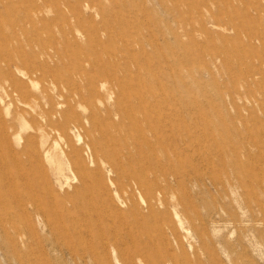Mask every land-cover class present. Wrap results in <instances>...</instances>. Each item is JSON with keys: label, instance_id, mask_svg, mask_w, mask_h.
<instances>
[{"label": "rangeland", "instance_id": "obj_1", "mask_svg": "<svg viewBox=\"0 0 264 264\" xmlns=\"http://www.w3.org/2000/svg\"><path fill=\"white\" fill-rule=\"evenodd\" d=\"M20 93L83 95L82 134L43 137L69 152L66 196L34 184L42 138ZM0 100V264H264V0H0ZM137 182L166 204L148 213Z\"/></svg>", "mask_w": 264, "mask_h": 264}, {"label": "bare ground", "instance_id": "obj_2", "mask_svg": "<svg viewBox=\"0 0 264 264\" xmlns=\"http://www.w3.org/2000/svg\"><path fill=\"white\" fill-rule=\"evenodd\" d=\"M50 55V54H49ZM47 58V57H46ZM29 79H30V77H29ZM72 79V78H71ZM71 81H73V80H71ZM56 83H60V82H58L57 81V79H56V81H55ZM55 82H54V84H55ZM74 82V81H73ZM102 82H106V81H102ZM75 84V83H74ZM106 85V83H103L102 84V86L103 85ZM3 86H5V85H3ZM13 86V85H12ZM14 87V86H13ZM56 87V86H55ZM59 87V86H58ZM70 88H71V86H69ZM105 87V86H104ZM42 88V87H41ZM60 88V87H59ZM58 88V89H59ZM77 88V87H76ZM5 89H6V87H5ZM18 89V88H17ZM68 89V88H67ZM14 90V89H13ZM19 90V89H18ZM61 90V89H60ZM74 90V89H73ZM72 90V91H73ZM43 91V90H42ZM79 91V90H78ZM12 92V91H11ZM14 92H16V91H14ZM13 92V93H14ZM48 92V91H47ZM51 92V91H50ZM58 92V91H57ZM131 92V91H130ZM43 93V92H42ZM46 93V92H45ZM62 93V92H61ZM80 93V92H79ZM135 94H136V92H134ZM8 94V93H7ZM12 94V93H11ZM60 94V93H59ZM72 94V93H71ZM9 95V94H8ZM18 95H20V98L19 99H21L20 101L22 102V103H24V104H27L28 106L30 105V107H29V112H33L34 114H35V116H34V123H35V125L34 126H30L29 124H28V122L25 120V118H24V111H22L21 112V117H22V125H21V128L22 129H24L25 128V126H27L28 127V125H29V127H31V129H34V131H35V137L36 136H38V138H40L42 141H39V142H41V145H42V147H41V150H40V153H38V154H36L37 156V158H35L34 157V159H35V162L33 163V161H32V158L33 157H31V158H29V156L27 157V160L29 161V163L28 164H30V166H33V164L36 166V169H37V171L33 174V179H34V184H36L37 186H43V184H45L46 186H49L50 187V189L52 190V191H55L54 193H55V195L57 196V197H61V196H66V195H68V191H67V189H65L64 188V183H63V179H64V174H65V170H66V165H67V163L61 158V157H59V155H68V150L67 149H65L64 148V146H61L60 148H58V152L57 153H54L56 150H55V148H56V146L54 147V152H51V146H48L47 145V141H45V140H43V137H45L46 135H49V133H51V134H53V133H65V132H67L68 133V131H70V133H71V130H72V128H74V129H76V130H78V132H79V134L81 135L82 133H81V129L82 128H84L85 126H84V122H83V120L80 118V117H72L71 115H70V113L73 111V108H74V105L72 104V102H71V99L73 98L74 100H75V98L74 97H72L71 99H68V98H65L64 97V101H59V102H53L52 101V99H47L46 100V103L48 104V107L47 108H45V106L42 104V103H40V102H37V100L34 102V104L33 105H31V102H30V100L28 99V97L27 96H25L23 93H20V94H18ZM35 95V97H36V94H34ZM61 95V94H60ZM63 95V94H62ZM61 95V96H62ZM10 96V95H9ZM50 96V95H49ZM67 96H69V95H67ZM111 96V95H110ZM12 97V96H11ZM75 97H76V95H75ZM112 97V96H111ZM38 98H39V96H38ZM77 100H75V102H76V104H80V105H82L83 106V104H82V102H83V95H77ZM123 98V97H122ZM36 99V98H35ZM141 99V98H140ZM13 100V99H12ZM102 100V99H101ZM0 101H3V100H0ZM39 101V100H38ZM4 102V101H3ZM2 103V102H1ZM65 103H67V108H63V104H65ZM105 103V102H104ZM4 104V103H3ZM2 104V105H3ZM106 104V103H105ZM107 106V105H106ZM7 108H9V107H7ZM6 108V109H7ZM105 109H108V107H104ZM129 108V107H128ZM5 109V110H6ZM8 110V109H7ZM7 110L5 111V112H7ZM4 112V113H5ZM14 112H18V111H14ZM2 113V112H1ZM10 114V113H9ZM74 114V113H73ZM8 115V114H7ZM5 116H6V113H5ZM9 116V115H8ZM20 117V116H19ZM33 118V117H32ZM0 120H2V119H0ZM85 120H87L88 121V123H90L89 125H91L93 122H92V116H86V118H85ZM3 123H4V121H3ZM12 124V123H11ZM13 125V124H12ZM32 125V124H31ZM71 125H73V127L71 128ZM1 126H2V123H1ZM7 126V125H6ZM15 126V125H14ZM92 126V125H91ZM15 128H16V126H15ZM14 128V129H15ZM1 130V129H0ZM3 130H5V133H2V131L0 132V145H2L3 146V144H6V142H8V138H9V132L8 133H6L7 132V127H5ZM11 130V129H10ZM14 132V131H13ZM140 134V136H142V133L141 132H139ZM69 134V133H68ZM31 136H32V133L30 134ZM62 135V134H61ZM67 135V134H66ZM18 136V135H17ZM19 136H20V134H19ZM52 136V135H51ZM55 136V135H54ZM68 136V135H67ZM72 136H74V135H72ZM72 136L70 137V138H72ZM53 137V136H52ZM51 137V138H52ZM59 137V136H58ZM65 137V136H64ZM26 138V137H25ZM28 138V137H27ZM80 138V137H79ZM19 139V138H18ZM22 139V138H21ZM31 139H33V138H31ZM50 139V138H49ZM73 139V138H72ZM75 139V138H74ZM83 139V138H82ZM15 140V139H14ZM29 140V139H28ZM53 140H54V137H53ZM67 140H68V138H67ZM66 140V141H67ZM33 141H35V140H33ZM37 141V140H36ZM71 141V140H70ZM75 141V140H74ZM11 142V141H10ZM14 142H17V141H14ZM21 142V141H20ZM20 142H18V143H20ZM38 142V143H39ZM60 142H61V140H60ZM72 142V141H71ZM80 142V141H79ZM26 143V142H25ZM34 143V142H33ZM32 143V144H33ZM36 143V142H35ZM84 143H87V142H85L84 141ZM92 143V142H91ZM16 144V143H15ZM40 144V143H39ZM12 145V144H11ZM19 145H21V144H19ZM22 145L24 146V144L22 143ZM35 145V144H34ZM37 145V144H36ZM51 145V144H50ZM70 145V144H69ZM77 145H78V143H77ZM80 145H82V144H80ZM80 145H78V146H80ZM90 145V144H89ZM7 146H8V143H7ZM58 146V145H57ZM78 146H77V148H78ZM83 146V145H82ZM92 146H93V149L91 150L92 151V157H93V162L96 164V166H97V164L99 163V162H103V160L104 161H106V163L109 165V169H110V171L111 172H114V166L111 164V162H110V159L108 158V156L107 155H105V154H103V155H101V156H99L98 154H97V148L95 147V145H93L92 144ZM11 147V146H10ZM31 147H33V146H31ZM31 147H30V149H31ZM59 147V146H58ZM70 147V146H69ZM89 147V146H88ZM91 147V146H90ZM2 148V147H1ZM0 148V150H2ZM9 148V147H8ZM37 148H38V146H37ZM76 148V149H77ZM81 148V147H80ZM84 148H85V145H84ZM87 148V147H86ZM10 149V148H9ZM35 149H36V147H35ZM28 150H29V148H28ZM71 150V149H70ZM74 150V149H73ZM72 150V151H73ZM13 150H9V153H10V157H12L11 158V163H10V165H13V167H15V169H20V165H22L21 164V162H18V161H16L15 159H16V157H15V159H14V154H13V152H12ZM21 151H23V150H21ZM37 151H39V148H38V150ZM71 151V152H72ZM2 152V151H1ZM76 152V151H75ZM74 152V153H75ZM84 152V151H83ZM82 152V153H83ZM21 153V152H20ZM23 153V152H22ZM25 153V152H24ZM36 153V152H35ZM2 154H3V152H2ZM32 154V153H31ZM78 154V153H77ZM26 155V154H25ZM20 156H21V154H20ZM42 156H44L45 158H47V160H48V162H50V168L49 167H45L44 165H43V163H42V161H41V157ZM62 156V157H63ZM78 156H80V155H78ZM85 156V155H84ZM22 157V156H21ZM20 157V158H21ZM75 157H77V155L75 156ZM83 158V157H82ZM85 158H86V156H85ZM1 160L3 159V157H1L0 158ZM22 159V158H21ZM3 160H5V158L3 159ZM71 160V159H70ZM86 160V159H85ZM102 160V161H101ZM24 161V160H23ZM2 162V161H1ZM5 162H7L6 160H5ZM44 162V161H43ZM24 163V162H23ZM85 163V162H84ZM83 163V161L82 160H80V159H73L72 158V162H71V165L69 164V167H71V169H72V171L76 174V177L78 178V180H79V182H80V186H86L85 184H86V182H85V179H83L84 178V176L80 173V171H82V172H85V173H89L90 171H92L91 169H89V168H87L86 166H85V164ZM26 165V164H25ZM105 165V164H104ZM8 166V164H1L0 163V171L5 175L6 174V172H8V170H6V172H5V169L6 168H8L7 167ZM49 166V165H48ZM99 166H101L100 164H99ZM10 167V166H9ZM11 168V167H10ZM98 168V167H97ZM10 170V169H9ZM0 172V173H1ZM67 172V171H66ZM69 173H71V172H69ZM100 173V172H99ZM49 174L51 175V177H52V179H51V177L49 176ZM97 175V174H96ZM244 175V174H243ZM1 176V175H0ZM73 176H74V174H73ZM3 177H5V176H3ZM66 177V176H65ZM108 177V176H107ZM1 178V177H0ZM11 178V177H10ZM17 178L18 179H20V180H25V176L24 175H19V176H17ZM70 178V177H69ZM95 178V180L94 181H91V184H94L95 186H96V189H99V191H101L102 193L103 192H107V194L109 195V193L112 191L111 190V185H114V181H113V179L111 178L110 179V181L108 182V183H106L105 182V180H104V177H102L100 174L99 175H97L96 177H94ZM76 179V178H75ZM238 179V178H237ZM8 180H9V178H8ZM68 180V179H67ZM70 180V179H69ZM108 180V179H107ZM16 179L14 180L13 179V181L10 183V185L12 184L14 187H15V183H16ZM68 182V181H67ZM66 182V183H67ZM75 182V181H74ZM65 183V184H66ZM3 185H5L4 183H2ZM54 184H56L57 185V188H54ZM79 185V184H78ZM136 185H137V188L142 192V196H143V199H144V203H145V206L147 207V210H148V213H152L154 210H155V204H157L158 202L160 203V202H162V204H166L165 202L166 201H161V199H160V197L159 196H157L158 195V191H160L161 189L159 188V187H157V185H155V186H153V187H151L148 183H139V182H137L136 183ZM75 186H77V184L75 185ZM3 187V186H2ZM1 187V188H2ZM7 187H9V186H7ZM70 187V186H69ZM79 187V186H78ZM12 188V187H11ZM7 189V188H6ZM10 189V188H9ZM14 189V188H13ZM70 189V188H69ZM64 193H63V192ZM85 191V190H84ZM132 191H134V187H132ZM9 192V191H8ZM36 193V192H35ZM3 194V191L1 192L0 191V195L1 196H3L2 195ZM26 194L31 198V200L33 201L32 202V204H34V203H37V200H36V198H34V196L33 195H31V194H28L27 192H26ZM25 194V195H26ZM88 194V193H87ZM11 195H12V197H13V199L15 200V201H17V202H19L20 204H22L21 202H23L22 201V199H17V193H15L14 191H11ZM26 195V196H27ZM101 195V194H100ZM25 196V198H27ZM111 196V195H110ZM89 198H91V197H89ZM112 200V199H111ZM24 201H25V199H24ZM124 202H126L127 203V201L125 200ZM26 203V202H25ZM157 206V205H156ZM73 208V207H72ZM157 208H158V206H157ZM106 211V210H105ZM177 215V214H176ZM178 219V218H177ZM179 221H181V220H179ZM182 223V222H181ZM116 250V249H115Z\"/></svg>", "mask_w": 264, "mask_h": 264}]
</instances>
